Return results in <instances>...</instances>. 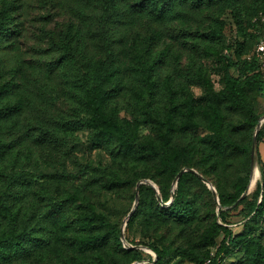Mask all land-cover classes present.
<instances>
[{
    "label": "trees",
    "instance_id": "1",
    "mask_svg": "<svg viewBox=\"0 0 264 264\" xmlns=\"http://www.w3.org/2000/svg\"><path fill=\"white\" fill-rule=\"evenodd\" d=\"M88 1L87 32L104 55L81 61L77 48L65 43L61 56L50 65L54 69L67 65L68 89L90 117L30 122L22 136L54 149L53 144L66 134L62 130L94 128V147L103 149L110 159L107 168L85 182L98 190L117 191L150 179L167 201L171 182L180 170H187L180 174L168 206L160 205L149 183H139L140 198L127 225L139 221L149 230L143 234L146 240L126 237L132 246L125 248L120 222L111 221L84 194L72 191V177L62 173L59 191L49 188L46 180L40 181L25 169L29 155L16 149L18 139L0 131V264H30L34 259L36 264L153 261L143 248L135 247L140 244L156 253L153 264H161L168 257V247L155 242L153 232L170 224L180 238L189 241L207 220L210 224L198 241L175 247V256L181 257L175 264L201 263L208 258L212 264H227L224 254L239 251L238 262L231 264L264 263V245L253 226L264 218V161H260L262 185L244 194L259 120L249 93L264 96V67L253 55L262 29L255 25L254 35L249 36L245 25L254 17L261 23L258 15L264 13V0ZM11 9V2L0 6V44L10 32ZM209 9L215 12L208 28L200 23L191 28L183 25L180 46L172 51L168 35L162 36L168 25L196 18ZM227 16L242 39L219 47L222 87L214 91L200 57H209L210 45L221 41ZM140 20L156 26L157 33L119 57L116 38H124L125 43L127 31ZM183 50L188 51V62L181 68ZM192 85L202 86L204 93L195 97ZM11 87L8 82L0 86V98L9 95ZM22 110L19 102L1 105L0 124L5 128L15 125ZM133 125L142 126L146 133L136 136ZM263 135L264 122L257 141ZM203 178L215 186L218 208ZM206 200L209 213L205 214ZM232 212L246 219L238 230L227 225ZM221 234L224 237L218 241ZM210 246H215L212 255L207 252Z\"/></svg>",
    "mask_w": 264,
    "mask_h": 264
},
{
    "label": "rangeland",
    "instance_id": "2",
    "mask_svg": "<svg viewBox=\"0 0 264 264\" xmlns=\"http://www.w3.org/2000/svg\"><path fill=\"white\" fill-rule=\"evenodd\" d=\"M3 2L12 3L11 13L13 19L8 24L10 27L8 36L3 38V42L0 44V86L8 82L12 87L9 95H3L0 98V106L6 103L19 102L23 110L15 125L5 128L3 124H0V131L8 137L18 139L16 149L20 147V150L25 151L31 158L29 160V156L27 157L28 161H26L25 169L32 172L34 177L40 181L46 180L49 188L57 190L58 180L62 173L72 177L70 188L72 191L84 194L99 212L107 215L113 222H120L121 228L123 226V240L125 242H123L122 237L121 240L125 248L132 246L126 237L129 239L134 238L135 241L146 240L143 234L148 233V227L139 223V221L127 225L128 219L135 210L140 198L136 185L118 188L117 191H107L103 188L98 190L99 187L92 188L85 184L89 178L96 176L98 170L107 168L110 164L106 152L101 148L94 147L95 144L92 139L94 128L85 126L79 129L62 130L61 132L66 134H63V137L53 144L54 149L53 147L36 145L28 135L22 136L25 125L30 122L45 121L51 123L54 120H74L79 117H90L77 101V96L68 89L65 77L70 69L66 67L67 65H61L55 69L50 65L61 56L65 43L77 48L78 57L81 61L95 60L104 55L101 46L92 42L87 32L89 23L87 15L91 16L90 2L88 0H0V6ZM213 12H215V9H209L196 18L189 17L183 21H175L169 24L168 30L162 33V36L164 34L168 35L166 39H168V46L171 50H178V46H180L179 40L182 34L180 29L183 25L191 28L200 23V25H204L203 28H208L206 24L212 23L210 15ZM262 12L259 11L258 15L261 23H258L257 17L248 19L246 22V32L249 36L254 35V29L257 26L263 29L264 13ZM251 14L252 12H249L247 18ZM226 21L227 24L220 33L221 41L219 43L214 42L209 47L212 54L203 58L200 57L201 53L198 54L200 62L208 71L214 91H218L222 87L221 70L218 63L219 47L221 44H232L235 40L242 39L238 35L232 18L227 16ZM157 31L156 26L140 20L131 30L127 31L125 43L122 42L124 38L122 41H118L116 38L115 45L118 56L124 58L129 48L138 44V42L148 40ZM187 62L188 51L183 50L180 61L181 68H184ZM190 90L195 97L204 93V88L199 85H192ZM249 95L253 100L259 118L264 117V96L254 92L249 93ZM133 126L132 129L136 136L140 135L142 137L146 133L142 126ZM256 149L257 157L253 170L251 166L250 179L247 191L245 190L244 194L254 191L257 185H262L260 161H264V135L259 141H257L256 135ZM255 166L258 167L259 173L254 184L251 185ZM252 171L253 174L251 175ZM174 180L171 182L170 196L167 201L162 200L158 184L154 181L141 179L138 183H148L145 181H150L159 192L156 196L160 205L168 206L173 200L174 194L172 192L176 187ZM216 205V208L220 206L217 203ZM203 208L206 210L205 214L209 213V200L205 201ZM217 221L220 222V219L217 218ZM244 221H246L245 218L232 212L227 225L238 230L242 227ZM204 224L205 226L198 228L195 235L192 236L194 241H198L204 235L205 228L210 224V221L207 220ZM253 226L256 228L254 230L255 234L258 235L264 245V218L254 223ZM152 237L155 242L157 241L168 247V257L161 264H175L181 259L180 256H175V247L194 243L192 239L188 241L180 238L177 229L170 224L153 232ZM223 237L224 235L221 234L217 240L220 241ZM141 247L153 256L154 260H141L138 264L155 263L157 260L156 253L147 246L142 245ZM208 251L212 255L215 246H210ZM241 253L239 251L228 253V255L224 254L226 256L225 262L227 264L238 262ZM188 263L192 262L184 261L181 264ZM30 264H36V260L34 259Z\"/></svg>",
    "mask_w": 264,
    "mask_h": 264
},
{
    "label": "water",
    "instance_id": "3",
    "mask_svg": "<svg viewBox=\"0 0 264 264\" xmlns=\"http://www.w3.org/2000/svg\"><path fill=\"white\" fill-rule=\"evenodd\" d=\"M264 121V117H260L259 120H258V125H257V128L254 132V135H253V142H252V147H251V166H252V170H253V166H254V163H255V160H256V157H257V149H256V135H257V131H258V128L260 127V125L262 124V122ZM187 169H182L180 170V172L177 174L176 176V179L174 180V185H176L177 183V180L180 176V174L183 172V171H186ZM190 171L192 172H195L197 173L195 170L193 169H189ZM198 174V173H197ZM253 174V171L251 173V175ZM145 182H148L150 183V181H145ZM203 182H205L207 184V186L212 190V193H213V197L216 201L217 204H219V200H218V196L216 194V191H215V188L214 186L205 178H203ZM151 184V183H150ZM151 186L155 189L157 195L159 194L158 190L155 188V186L153 184H151ZM136 189H137V193H138V190H139V183L136 185ZM247 191V190H246ZM173 193V192H172ZM121 237H122V240H123V226L121 228ZM123 242H125L123 240ZM135 247H138V248H143L141 246H135ZM133 264H138V262H134Z\"/></svg>",
    "mask_w": 264,
    "mask_h": 264
},
{
    "label": "built area",
    "instance_id": "4",
    "mask_svg": "<svg viewBox=\"0 0 264 264\" xmlns=\"http://www.w3.org/2000/svg\"><path fill=\"white\" fill-rule=\"evenodd\" d=\"M253 55L257 58L261 66L264 67V21H263V29L253 49ZM188 264H212V261L210 258H208L201 263H188Z\"/></svg>",
    "mask_w": 264,
    "mask_h": 264
},
{
    "label": "bare ground",
    "instance_id": "5",
    "mask_svg": "<svg viewBox=\"0 0 264 264\" xmlns=\"http://www.w3.org/2000/svg\"><path fill=\"white\" fill-rule=\"evenodd\" d=\"M258 173H259L258 167L255 166V167H254V174H253V178H252L251 185L254 184V182H255V180H256V176L258 175Z\"/></svg>",
    "mask_w": 264,
    "mask_h": 264
}]
</instances>
